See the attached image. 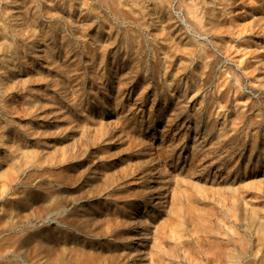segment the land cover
I'll return each instance as SVG.
<instances>
[{"label":"rangeland","instance_id":"1","mask_svg":"<svg viewBox=\"0 0 264 264\" xmlns=\"http://www.w3.org/2000/svg\"><path fill=\"white\" fill-rule=\"evenodd\" d=\"M263 260L264 0H0V264Z\"/></svg>","mask_w":264,"mask_h":264},{"label":"bare ground","instance_id":"2","mask_svg":"<svg viewBox=\"0 0 264 264\" xmlns=\"http://www.w3.org/2000/svg\"><path fill=\"white\" fill-rule=\"evenodd\" d=\"M60 212H62L61 216H63L67 212V207L66 206H61ZM264 261V260H263Z\"/></svg>","mask_w":264,"mask_h":264}]
</instances>
